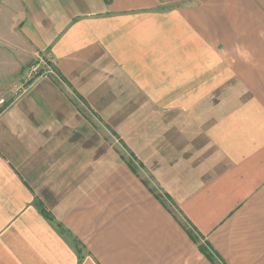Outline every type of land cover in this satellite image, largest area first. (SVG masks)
<instances>
[{
    "label": "crops",
    "instance_id": "crops-1",
    "mask_svg": "<svg viewBox=\"0 0 264 264\" xmlns=\"http://www.w3.org/2000/svg\"><path fill=\"white\" fill-rule=\"evenodd\" d=\"M0 264H264V0H0Z\"/></svg>",
    "mask_w": 264,
    "mask_h": 264
},
{
    "label": "built area",
    "instance_id": "built-area-1",
    "mask_svg": "<svg viewBox=\"0 0 264 264\" xmlns=\"http://www.w3.org/2000/svg\"><path fill=\"white\" fill-rule=\"evenodd\" d=\"M25 74L26 82L23 83V85H25L23 90L27 89V87H29L39 77L55 75L56 73L51 64H49L45 59L39 57L37 61L26 69ZM1 101L3 102L4 99Z\"/></svg>",
    "mask_w": 264,
    "mask_h": 264
},
{
    "label": "trees",
    "instance_id": "trees-1",
    "mask_svg": "<svg viewBox=\"0 0 264 264\" xmlns=\"http://www.w3.org/2000/svg\"><path fill=\"white\" fill-rule=\"evenodd\" d=\"M202 248V247H201ZM203 250H205L204 248H202Z\"/></svg>",
    "mask_w": 264,
    "mask_h": 264
}]
</instances>
